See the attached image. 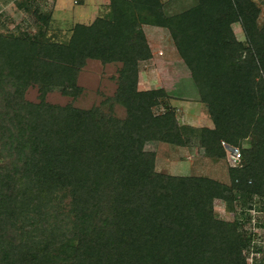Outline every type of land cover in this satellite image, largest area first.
<instances>
[{"label": "trees", "instance_id": "16d2710c", "mask_svg": "<svg viewBox=\"0 0 264 264\" xmlns=\"http://www.w3.org/2000/svg\"><path fill=\"white\" fill-rule=\"evenodd\" d=\"M108 1L110 17L74 24L66 41L0 34V264H246L252 233L243 218H217L213 204L264 201L261 7L197 0L167 14L162 0ZM28 2L17 8L30 11ZM33 13L45 30L50 15ZM144 25L168 31L211 129L179 125L164 89H138L139 64L151 57ZM89 60L119 64L114 94L89 109L47 102L53 90L78 98ZM33 87L37 102L26 99ZM196 141L215 161L226 158L221 143L239 149V165L228 169L232 195L206 176L156 171L155 154L144 150ZM61 189L70 194L66 213Z\"/></svg>", "mask_w": 264, "mask_h": 264}, {"label": "rangeland", "instance_id": "374dc122", "mask_svg": "<svg viewBox=\"0 0 264 264\" xmlns=\"http://www.w3.org/2000/svg\"><path fill=\"white\" fill-rule=\"evenodd\" d=\"M26 1L27 0H0V34L25 31L30 34H43L46 39L60 42L69 38L70 29L74 24L90 22L95 17H110V12L108 11V8H106L108 7L109 1H106L107 3L105 2V7L103 0H92V5L90 4V0H86L84 5H73L71 0H30V3L28 2V9H30V11L25 12L19 10L17 8L18 5H21V3ZM255 1L261 7L259 22L262 23L264 21V0ZM162 2L164 3L165 13L174 14L192 7L197 0H162ZM34 9H39L40 12H45L50 15V20L47 26L44 27L45 30H40L38 28L36 24L38 21L33 13ZM81 12L85 13L81 15ZM143 27L144 26H142V29ZM232 29L236 39L238 41H244L240 26L234 24L232 25ZM161 32L165 33L161 34L162 37L158 35V33H151V41L156 42L158 39L164 41L163 39H165L166 42H168V46L161 41V47H168V51H171L173 43L168 31ZM163 48L164 47L161 49ZM152 50H156V48H153ZM172 54H174V57H172L173 60V58L177 57L175 50H172ZM169 59L171 60V58ZM173 62L174 63H169L168 65L163 62H155L154 60L141 62L139 64L140 67H142L141 70L148 71L149 73L152 72L151 76H153V79L151 80L152 84L147 87H163L162 89L165 87L164 91L168 97H172V95H180L182 90H185L186 93H191L193 96L188 97V100L198 102V100L195 99L196 90L191 80L190 72L182 62ZM118 68L119 64H102L98 61L89 60L86 62L85 66L81 68L78 74V85L83 90L78 98L72 99L63 96L58 90H53L47 94L46 100L51 104L61 106L71 104L80 109H89L94 106H99L103 99L111 97L114 94L116 90ZM141 82H143V79H141ZM143 88V84H138L139 90ZM37 96L38 93L35 87L30 88L26 93V99L31 102H37ZM202 110V113L197 110V116L205 119L207 114L209 121H211L205 106ZM114 111L116 116L120 118L124 117V110L122 108L116 106ZM154 111L155 113H160L163 111V108L160 106ZM181 111L176 112L179 125H204V120H200L199 122L195 121L196 123L189 120L185 121L182 118L183 113L181 114ZM186 113H189V111L187 110ZM250 143V140H246L242 143V147L248 148ZM144 150L155 154L156 171L175 176H206L222 183L225 195H232L229 189L230 181L228 176V169L231 166L228 164L227 158L220 161L209 159L206 157L204 150L199 147L197 141L195 144L187 147H176L163 143L147 142L144 145ZM58 195L62 200L61 210L66 213L69 209L70 202L69 191L61 189ZM263 204L264 201L258 198H255L251 204L245 206L237 203L228 206L222 200H215L213 204L214 214L217 218L226 221L243 218L244 229L249 233H252V247L244 252L246 264H264ZM247 206L251 207V210L245 211L242 215L240 212ZM262 207L263 209H261Z\"/></svg>", "mask_w": 264, "mask_h": 264}, {"label": "crops", "instance_id": "0c3cea01", "mask_svg": "<svg viewBox=\"0 0 264 264\" xmlns=\"http://www.w3.org/2000/svg\"><path fill=\"white\" fill-rule=\"evenodd\" d=\"M85 1L86 0H84V2H83L82 5H84L86 3ZM91 1L92 0H90V4H91ZM93 1H95V0H93ZM106 1H108V0H103L104 6H105V2ZM95 8H97V7H95ZM106 8H108V7H106ZM83 13H85V12H81L80 14L82 15ZM86 23H89V22H86ZM143 31L145 33V36H146V39H147V43H148V46L150 48V53H151V57L148 60H150V61L151 60H154L155 62H160V63L163 62L164 64L166 63L167 65L169 63H174L173 61H175V63L176 62L177 63H179V62L181 63L182 62L181 59L179 58V56L177 55L176 49H175V47L173 45H172L173 48L171 49V51H168V47L166 48L165 46H162L164 48L161 49L162 48L161 47V44H160L161 41H162L161 39L160 40L158 39L156 41L157 43L155 41H151V37H150V34L151 33H154V34L155 33H158V35H160L162 37L161 34H165V33H162L161 31H166L165 29L159 28V27H154V26L144 25ZM156 37H158V36H156ZM163 40L164 41H162V42L163 43H166L165 45L168 46V42H166L165 39H163ZM153 48H156V50H152ZM172 50H175V54L177 56L176 58H173V60H172V57H174V54H172ZM169 58H171V60ZM141 68L142 67H139V76H138L139 77V83L138 84H140V85L143 84V87H144L141 90L146 91V90H153V89H157V88H159V89L160 88L161 89L163 88V87H156V88L150 87V88H148L147 86L150 85V84H152V81H151L153 79V76H151V73L152 72L149 73L148 71H142ZM141 79H143V82H145V83L141 82ZM164 90H165V87H164ZM185 95H189V96H185ZM188 97H193V96H192L191 93L189 94V93H186L185 90H182V92L180 93V95H172V97H168V99L166 100V102H167L166 104H167L168 107L171 106L175 110V112H180L182 110L181 111V114L183 113L182 114V118L185 121L186 120H189V121H192V122H195V121L199 122L200 120H204V122H203L204 125H190L189 124V126H193L194 128L206 127V128L211 129L213 127V125H212V122L209 121V119L207 117V114H206V118L205 119L203 117L201 118V117H198L197 116V112L198 111L202 113V111H203L202 108L204 106L201 103H199V102H192V101L188 100L189 99ZM195 99H196V93H195ZM187 110L189 111V113H186Z\"/></svg>", "mask_w": 264, "mask_h": 264}, {"label": "built area", "instance_id": "2783aa9c", "mask_svg": "<svg viewBox=\"0 0 264 264\" xmlns=\"http://www.w3.org/2000/svg\"><path fill=\"white\" fill-rule=\"evenodd\" d=\"M221 145H222V147L226 151V155H227L226 158H227L228 164L231 167L238 166L239 165V162H240V152H239V149L237 147H229L224 142L221 143Z\"/></svg>", "mask_w": 264, "mask_h": 264}]
</instances>
